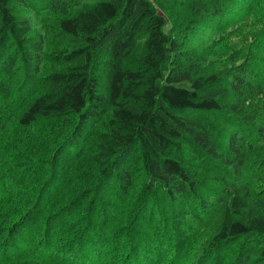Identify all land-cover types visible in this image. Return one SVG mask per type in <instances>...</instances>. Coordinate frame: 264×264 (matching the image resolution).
Here are the masks:
<instances>
[{
	"label": "trees",
	"instance_id": "1",
	"mask_svg": "<svg viewBox=\"0 0 264 264\" xmlns=\"http://www.w3.org/2000/svg\"><path fill=\"white\" fill-rule=\"evenodd\" d=\"M58 1L0 0V264H264V0L174 34L151 0Z\"/></svg>",
	"mask_w": 264,
	"mask_h": 264
},
{
	"label": "rangeland",
	"instance_id": "2",
	"mask_svg": "<svg viewBox=\"0 0 264 264\" xmlns=\"http://www.w3.org/2000/svg\"><path fill=\"white\" fill-rule=\"evenodd\" d=\"M55 1L59 2L58 0H55ZM55 1L53 0L54 3H55ZM83 1H86V0H81V2H83ZM189 1L190 0H151L153 5L157 8V11L159 13L163 14L165 19H166V27H165L166 31L172 32L173 34H174L177 26H179L178 24L180 23V21H182L183 23L185 22V19L188 15L186 8L189 6ZM18 7H19L18 9H21V13L24 14V11H22V10H24L26 8L22 4L18 5ZM27 9H28L29 13L26 15L27 16L29 15L28 17L31 19V24H32L34 31L41 30V27L44 30V28L47 26V22H48L49 18L52 17L53 15H55L56 13H58L57 11H52L50 13V15L43 14V15H41V18H40L39 15H36L35 12L33 13V9H29V8H27ZM44 31L48 32L47 30H44ZM49 33L51 34V32H49ZM55 36H57V34ZM206 36H208V35H206ZM206 36H203V38H205ZM189 37H190V41L188 43V40H187V49H191L194 46L192 44L197 43V41L201 38V37H198L196 34H190ZM66 41H67V37L64 36V40L62 41V43L60 45L64 44ZM59 43H60V39H59ZM230 43H231L233 48L240 47V45L242 43V36H240V35L233 36V38H231V40H230ZM185 44H186V42H185ZM185 47H186V45H185ZM254 181L255 182H264L262 180V178L255 179ZM204 229L205 230L202 231L201 233L206 234V233H209L210 231L212 232L215 229V225H213V226H211V224L206 225L204 227ZM62 241H65V238H63ZM168 243H169V241H168ZM170 244L172 245V240H170ZM233 255H234V253L230 252L229 256H233ZM203 264H206V263H203Z\"/></svg>",
	"mask_w": 264,
	"mask_h": 264
}]
</instances>
